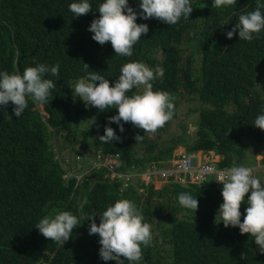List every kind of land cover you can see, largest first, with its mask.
<instances>
[{
	"label": "trees",
	"instance_id": "1",
	"mask_svg": "<svg viewBox=\"0 0 264 264\" xmlns=\"http://www.w3.org/2000/svg\"><path fill=\"white\" fill-rule=\"evenodd\" d=\"M72 2L0 0V71L23 72L40 63L60 65L59 77L46 76L56 82L47 103L29 100L20 119L13 115L11 102L0 109V264H116L100 259V237L89 235V225L94 214L99 224L98 214L118 199L135 202L151 227L152 242L142 248V264H264L254 238L242 235L238 227L225 228L217 217L223 203L221 183L208 175L195 183L167 175L157 188L143 178L148 168L169 170L179 146L190 152L202 150L204 155L214 149L220 154L218 167L230 168L234 160L251 165L258 153L264 161L263 151L241 149L245 144L261 145L264 138V130L253 125L264 113V32L251 42L240 40L238 33L232 39L225 35L239 14L255 10L257 0H236L220 9L212 7V0H192L190 18L172 26L156 18H138L137 23L149 25V32L134 45L131 57L115 56L110 42L99 44L87 30L99 17L96 10L102 0H90L93 12L78 19L69 11ZM130 4L138 8L135 0ZM194 51L199 52L196 62ZM135 60L164 69V76L153 81L154 89L175 97L174 118L149 134L131 122L124 123L121 133L112 123L122 139L101 143L98 137L118 110L86 108L80 98L74 99L71 88L91 71L114 82L121 66ZM190 100L198 102L200 110L192 136L189 112L181 107L182 101ZM172 122L180 130L171 133ZM164 133L171 134L163 137ZM78 135L82 141L95 139L87 144ZM137 135H145L139 143ZM89 146L92 151L86 150ZM97 147L103 148V155L119 153L121 176L105 178V170L96 171L82 184L74 174L62 177L54 151L61 157L73 151L81 165L76 171L81 173L90 166ZM123 186L128 188L122 191ZM181 192L197 197V212L180 206ZM246 207L241 204L242 214ZM61 210L71 211L80 221L65 244L45 238L35 227L45 215Z\"/></svg>",
	"mask_w": 264,
	"mask_h": 264
},
{
	"label": "clouds",
	"instance_id": "2",
	"mask_svg": "<svg viewBox=\"0 0 264 264\" xmlns=\"http://www.w3.org/2000/svg\"><path fill=\"white\" fill-rule=\"evenodd\" d=\"M135 2L138 8L131 6L130 0H102L96 10L100 13L99 17L95 18L87 29L93 34L92 39L99 44L104 45L110 42L115 56H133L134 45L141 40L142 36L148 34L149 25L137 23L138 18L145 21L156 18L172 26L179 23L181 18L189 19L194 8L192 0H135ZM235 2L236 0H212V7L220 9L231 6ZM69 11L73 14V18L78 19L82 15L93 12V8L90 0H74L69 4ZM262 32H264V0H257L255 10L239 14L238 22L225 35L228 39H232L238 33L240 40L251 42ZM84 67L87 70L89 65L85 63ZM59 74V64L49 66L46 63L27 67L23 72L0 71V109L11 102L13 115L20 119L29 106V100L40 105L47 103L52 90L56 87V82L46 76L59 77ZM163 76V68L159 66L152 68L143 61L135 60L121 66L120 75L114 82L97 71H91L80 78L71 89L74 99L80 98L86 108L94 107L101 112L106 109L118 110L116 115L108 118L104 134L98 137L101 143H112L114 140L122 139L110 126L112 123L118 125L121 133L125 131L124 123L131 122L136 128L143 129L146 134H149L155 133L174 118L175 97L166 91L154 89L153 81ZM90 121L91 125L94 124L95 118ZM253 125L264 130V113L255 118ZM144 136L137 135L135 137L137 143L141 142ZM179 148L178 150H183L185 154L192 157L194 164L210 163L216 171L225 172L218 177L216 172H211L197 179H189L188 176L184 180L173 178L181 183H195L204 180L208 175L214 181L221 183L223 203L218 209L217 217L225 228L238 227L242 235L250 234L255 244L259 246V253L264 255V180L254 175L256 170L264 171L262 154H256L254 163L251 165L237 164L234 160L230 168H224L216 165L220 159V154L216 151H207L204 155L201 151L190 152L183 146ZM98 152L91 155L90 166L79 173L76 171L77 167L81 168L79 156L74 155L72 161L70 155L61 157L58 151H54L55 160L63 170L62 177L67 179L74 174L79 177L77 184H82L85 178H90L94 172L101 170H105V178L115 177L111 176L109 165L102 161L99 165L96 163ZM113 152L116 151H111ZM178 152L174 151L169 170L174 169V160ZM259 155L260 159H258ZM122 164L123 161L118 155L113 165H119L116 168L117 172ZM157 178L165 181L167 176H157ZM155 179L153 178L150 182H154ZM187 186L184 184V187ZM250 191V196L245 199ZM178 202L186 210L195 212L198 210L199 200L190 192H181L178 195ZM242 203L248 205L243 214ZM98 215L99 224L95 220L97 214L90 218L89 235L98 234L100 237V259L105 262L116 261V264H124L125 260L129 264H142V248L151 245L152 234L150 225L144 222L143 214L135 202L129 199H118ZM79 224V218L75 214L61 210L54 215H45L35 227L45 238L65 244Z\"/></svg>",
	"mask_w": 264,
	"mask_h": 264
},
{
	"label": "built area",
	"instance_id": "3",
	"mask_svg": "<svg viewBox=\"0 0 264 264\" xmlns=\"http://www.w3.org/2000/svg\"><path fill=\"white\" fill-rule=\"evenodd\" d=\"M177 158L174 160L175 167L172 170H157L156 168H148L143 173L145 182H150L153 178L164 177L167 175H174V178L184 180L188 176L189 179L200 178L203 174L216 172V177L225 171H216L214 166L210 163L194 164L192 157L185 154L183 150H177ZM118 153L113 152L107 155H103L100 151L97 154L98 163L102 161L104 164L110 166L111 176H121L120 172H117L116 168L119 166H113L118 158ZM103 157V158H102ZM113 166V167H112Z\"/></svg>",
	"mask_w": 264,
	"mask_h": 264
},
{
	"label": "rangeland",
	"instance_id": "4",
	"mask_svg": "<svg viewBox=\"0 0 264 264\" xmlns=\"http://www.w3.org/2000/svg\"><path fill=\"white\" fill-rule=\"evenodd\" d=\"M184 42H186V40ZM192 49L195 50L194 47ZM198 57H199V52L198 51H194V54H193V60H194V62H196V60H197ZM74 85H75V83L73 84V86ZM181 107H182L183 110H187V112H189V117H188V124H189L188 125V134H190L191 136L192 135H195V132L198 129L197 126H198V119H199V113H200V110H198V107H199L198 106V102H196L195 100L182 101L181 102ZM170 128H171V130H170L171 133L180 130V128L178 127L177 123H173V122L170 124ZM171 133H164L163 134V137H168ZM78 138H79L80 141H82V137L80 135H78ZM214 138H217V137L215 136ZM94 139H95V137L92 139V136H90L85 141H82V142L88 144L89 141L94 140ZM179 147H181V146H179ZM179 147L176 148L175 151H177L178 149H180ZM241 149H243V151H263L264 152V138L262 140V144L261 145L258 142H255V143L245 144L243 146V148H241ZM86 150L87 151H92V149L90 148V146L87 147ZM75 151H79V148H75ZM95 151H104V150L101 147H97V149ZM200 151H202V150H200ZM207 151H214V149H209ZM74 155H75L74 152L71 151L70 159L72 161H73ZM260 157L261 156L259 155L258 156V159H260ZM96 163L99 165L98 162H96ZM254 175H256L259 178H261L262 180H264V171L263 170H256ZM162 183H163V180H159L158 178H156L155 181H154L155 187H158V188H160L162 186L161 185ZM127 188L128 187L123 186L122 187V191L126 190ZM137 188H138V192L139 193H142L143 196L146 195L147 191L144 188H143V190H140L141 187H137ZM155 200H156V198H153V201H154L153 203H155ZM237 235H239V234H237ZM173 251H174V249H172L170 251V253H173ZM239 251H241V254L244 255V252L242 251V249H239ZM186 261L187 260H184V262H186Z\"/></svg>",
	"mask_w": 264,
	"mask_h": 264
},
{
	"label": "bare ground",
	"instance_id": "5",
	"mask_svg": "<svg viewBox=\"0 0 264 264\" xmlns=\"http://www.w3.org/2000/svg\"><path fill=\"white\" fill-rule=\"evenodd\" d=\"M129 184V183H128Z\"/></svg>",
	"mask_w": 264,
	"mask_h": 264
}]
</instances>
